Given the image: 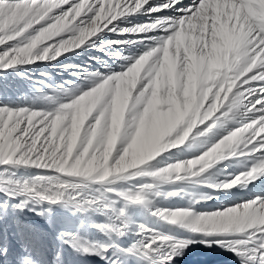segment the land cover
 <instances>
[{
    "label": "snow or ice",
    "instance_id": "6c2138e0",
    "mask_svg": "<svg viewBox=\"0 0 264 264\" xmlns=\"http://www.w3.org/2000/svg\"><path fill=\"white\" fill-rule=\"evenodd\" d=\"M195 246L264 264V0H0V264Z\"/></svg>",
    "mask_w": 264,
    "mask_h": 264
},
{
    "label": "bare ground",
    "instance_id": "6f19581e",
    "mask_svg": "<svg viewBox=\"0 0 264 264\" xmlns=\"http://www.w3.org/2000/svg\"><path fill=\"white\" fill-rule=\"evenodd\" d=\"M72 60L75 58L73 57ZM175 264H238V261L230 254L213 247L212 249L203 248L196 252H188L183 259H177Z\"/></svg>",
    "mask_w": 264,
    "mask_h": 264
},
{
    "label": "rangeland",
    "instance_id": "374dc122",
    "mask_svg": "<svg viewBox=\"0 0 264 264\" xmlns=\"http://www.w3.org/2000/svg\"><path fill=\"white\" fill-rule=\"evenodd\" d=\"M76 59V58H75ZM41 70H43V69H41ZM49 71H52L51 69H48ZM209 207L211 206V205H208ZM197 249V250H196ZM201 250V249H203L202 247H200V246H195V247H193V248H191L190 250L191 251H194V252H196V251H199V250ZM191 251H189V252H191Z\"/></svg>",
    "mask_w": 264,
    "mask_h": 264
}]
</instances>
